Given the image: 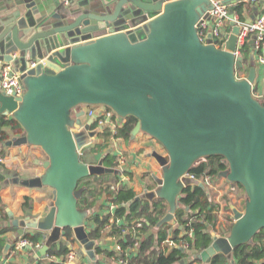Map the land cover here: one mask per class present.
Wrapping results in <instances>:
<instances>
[{
  "label": "water",
  "instance_id": "water-1",
  "mask_svg": "<svg viewBox=\"0 0 264 264\" xmlns=\"http://www.w3.org/2000/svg\"><path fill=\"white\" fill-rule=\"evenodd\" d=\"M216 1L231 10L233 30L223 33L222 46L216 38L203 41L198 32L201 18L211 20L212 0H74L51 15L32 2L0 23V79L12 63L24 83L22 96L0 91V117L11 116L22 129L6 144L38 146L48 156L41 176L15 181L55 190L46 216L13 222L50 230L48 242L35 248L37 257L45 259L50 241L72 228L96 259V242L86 229L89 212L78 207V185L90 175L120 170L105 166L103 158L96 164L81 159L108 127L92 128L95 117L83 123L86 114L77 108L86 105L110 108L120 124L135 117L131 138L143 132L165 149L152 153L162 167L161 175L153 173L157 187L135 198L168 202L160 226L176 223L182 193L199 182L191 177L193 166L207 157L224 158L227 169L220 175L242 186L247 199L243 210L233 207L229 234L213 235L212 244L195 254L200 260L210 263L217 253L253 244L264 229V89L260 98L254 95L261 84L255 51L250 64L237 54L242 27L234 21L237 6L248 0ZM254 10L253 20L261 15ZM249 43L254 50V40ZM31 61L36 67L25 72Z\"/></svg>",
  "mask_w": 264,
  "mask_h": 264
},
{
  "label": "trees",
  "instance_id": "trees-1",
  "mask_svg": "<svg viewBox=\"0 0 264 264\" xmlns=\"http://www.w3.org/2000/svg\"><path fill=\"white\" fill-rule=\"evenodd\" d=\"M244 7L243 4H240L236 8V13H238L242 21L245 19L243 14ZM225 40L224 36V42ZM251 50L253 49L249 42L242 48V53L248 57L246 60L247 64H250V55L248 53ZM242 71L239 70L238 74ZM137 121L133 116H128L122 124L117 120L115 133L112 132L111 128H106L100 135L105 141L114 135L115 137L123 138L129 143L132 141V130L136 126ZM97 126L98 121L95 120L92 128ZM6 128L11 129V132L6 130ZM21 131L20 124L11 116L0 117V156H5L7 150L6 141L10 139L11 135H17ZM101 150L100 145L94 146L89 158L87 157L85 160H90V164L98 163L99 161L95 163L94 155L101 152ZM126 156H128V153H126ZM103 162L105 166L117 168L119 159L112 155H106L103 158ZM226 169L227 163L223 157L212 156L199 161L193 166L190 174L203 182L207 177L213 179L219 178L221 172ZM130 175L133 180L137 178L135 173L131 174L130 172ZM111 176L114 178L118 177L116 173H107L104 175L93 174L82 179L78 185V190H81L78 198V207L81 210L88 211L90 214L86 220V229L89 239L96 242L95 250L97 254L102 252L98 241H100L103 230L109 225L112 217L115 221L111 223L112 230L110 234L116 237L117 242L123 248V252L114 251L109 253V256L113 255L115 259L127 258L125 251L132 249L136 255L129 258L128 264H174L182 261L188 254L186 249L181 246L182 240L189 242V249H194L196 254L206 250L212 244L213 235L211 228L217 226L220 203L214 200L212 191L207 188L208 186L206 187L202 184H196L193 188L189 186L190 188L188 187L182 193L176 209L175 220L177 227L172 225V223H164L160 226V222L169 212L168 202L159 197L153 200H136L135 198L138 196V192L130 187V185L123 186L119 190H113L111 189V184H113L111 183L112 179L109 180ZM118 178L115 182H118ZM141 179L150 188L156 186L152 174L148 171L142 173ZM4 180V175L0 173V185ZM104 195L107 197V204L108 202H114L118 205L115 214L108 212V205L105 208L106 213L102 211L104 207L98 212L95 210V206ZM227 201L229 202V199ZM225 208L229 210L231 208L230 204L225 206ZM8 219V213L0 197V235L10 229L8 226H3L4 221ZM138 223H141V225L138 226ZM232 225L233 223L226 229L227 231L222 236L229 234ZM152 229L156 231L154 233L150 232ZM169 229H173L172 238L179 242V245L173 247L171 252L165 255L161 244L166 241V231ZM185 229H192L194 233L193 237H189L188 234H183L182 236ZM42 235V232L25 233L14 242L12 248L16 249V244L20 240L27 239L32 243V246L28 248L35 249ZM63 236L68 242L60 241L53 243L47 253L59 259L62 258V261L68 258L73 244L77 239L72 228L64 229ZM194 260L198 261L200 259L195 256ZM94 262L95 264H100L97 258ZM61 263L59 261L52 262L51 264ZM37 264H46V261L44 259H38ZM209 264H264V229L255 236L253 244L240 245L234 248L230 254L217 253L212 257Z\"/></svg>",
  "mask_w": 264,
  "mask_h": 264
},
{
  "label": "crops",
  "instance_id": "crops-1",
  "mask_svg": "<svg viewBox=\"0 0 264 264\" xmlns=\"http://www.w3.org/2000/svg\"><path fill=\"white\" fill-rule=\"evenodd\" d=\"M75 1H92V0H75ZM32 2H35L37 4L36 6L42 8L41 14L43 13V14L51 15L55 12L65 11L66 8V4H64L61 0H0V23H2V21L6 19L8 16L17 13L18 10H21L23 13L26 12L27 10H29L26 8V5ZM247 3L248 4H246V6L243 9V14L245 17L244 21L253 20L255 14L254 8L255 9L257 8L259 13L261 15H264V0H258L257 2L248 1ZM232 30H233V26H231L228 22L224 26L222 32L224 34L231 33ZM261 53L264 56V50ZM255 55L257 60L258 71L260 73V82L262 84V82H264V63L259 62L258 53H255ZM16 58H18V56ZM2 62L3 59L1 55L0 67L2 65ZM241 76L244 77L245 76L244 73ZM261 84L260 86H258V88L255 89L256 91L255 94L257 96H262V90L264 89V86ZM86 116H88V118H86L85 121L82 120L83 123H86L88 119L91 118L89 117V115ZM114 121L115 123H117L116 119H114ZM107 128L110 127L108 126ZM6 130L11 132V129L9 128H6ZM103 131H105V129L102 130L97 137L99 140L97 144L89 146L82 151L81 158L82 156L85 157L83 161H87L89 163L90 160H85V159L87 157L89 158V155L91 154V150L94 148V146L100 145L102 150L98 154L94 155V160H96L95 163L98 162L100 159L104 158L106 155H112L119 159V163L117 167L120 169V173L116 174L118 175L119 178L118 177L114 178L113 176H111V178L109 179L116 181L117 178L118 180L123 177L129 178L131 181L130 187L134 188L138 192V195L142 194L146 190L155 189L157 187V184L156 186L150 188L149 185H147L141 179V175L143 172H147V171L150 172L152 176L153 173H156L157 175L162 174V167L157 162L156 158H154L152 154L150 155L146 153L148 152V150L151 152L156 150L162 154H166V151L162 147V145L158 143L154 138L143 132L138 133L137 136L134 139H132V141L129 143H127L123 138L115 137L114 135H112V137L109 140L105 141L104 138H102V136L100 135L102 134ZM112 132L115 133L116 129H112ZM141 135H146L147 138L143 141H140L139 137ZM10 138H12V135ZM138 140L140 142H138ZM6 146H7V150L4 156L5 160L0 163V173H2L5 177V180L0 185V197L2 198V203H4L5 210L7 211L9 216V219L7 221H4L3 226H8L10 227V229H8L5 233L0 235V264H37L38 259H44L36 256L38 250L36 251V249H31L28 247L17 250V249H13L12 246L14 242L17 239H19L21 236H23L25 233H36V232L43 233L42 238L39 240L38 243L46 244L48 242V238H50V234H51L50 230L45 232L40 229L32 228L30 227V225H26L25 227L15 226L13 222L14 220H26L27 218H29L31 221L34 219L39 220L41 217L46 216L49 210L53 207L54 199H55V190L50 186H41V187L27 186L20 182H16L15 179L18 177H20L21 179H31L41 176L45 172L44 163L45 161L48 160V156L44 152V150H42V148L30 144L22 145V146H14V145L8 146L6 144ZM126 153H128V156H126ZM157 169H159L161 173H158L156 171ZM130 172L131 174L132 173L136 174L137 178L135 180L132 179ZM219 178L220 179L223 178V181L228 185L227 188H225L226 186H220V187H222L224 191L226 190L228 192L227 194L230 195L229 197L226 195L225 205L219 202L221 203V205L218 213L220 211L223 212V209H226L224 206L230 204L231 207L230 210L232 211V214L229 215V221L232 224L234 222L233 207L239 210L244 209V207H242L241 204H239V202L242 201V198L238 202L236 198H234V194H235L234 191H236V189L239 187L241 188V191H243L245 196H246V192L239 185L228 183L224 179V177L219 176ZM193 186H195V184L191 185L190 187L193 188ZM227 199H229V202L227 201ZM106 206H107V197H105L104 195V197H101L100 201L95 206V210H97L98 212L100 211L101 208L104 207L102 211L106 213L105 211ZM223 222L224 219L221 216H219L217 221V226L215 228L214 227L211 228L212 235L216 234L222 236V234L219 231V228L221 226V223ZM174 226L177 227V225ZM111 230L112 229L106 227L103 230V234L100 241H98V244L101 246L102 252L100 254H97L96 250L94 249L96 258L98 259V262L100 264H117V262L114 259V256L113 255L109 256V253L117 251L114 249L117 239L114 235L110 234ZM214 230H216L217 233L214 232ZM155 231H156L155 229L150 230V232L152 233H154ZM166 235H167V239L169 240L173 239L172 238L173 229L167 230ZM60 241L63 242L67 241V239L63 236V232L59 239L56 240L54 239L50 241V246L53 243ZM8 244L10 245V247L8 250H6V246ZM161 248L164 251L165 255H168L173 247H170L166 242L165 243L163 242L161 244ZM72 249L76 250V258L74 259L72 264H95L94 260L87 255L86 252L87 248L81 243L80 240L76 239ZM186 252L188 253L186 257L183 258L182 261L176 262L174 264H209L208 262H205L203 260L195 261L194 258L196 256L195 255L196 252L194 249L191 250L186 249ZM125 254L127 259L136 255V253H134L132 249L131 250L128 249L127 251H125ZM44 260L46 261V264H51L52 262H59V261L62 262V258L59 259L54 255H48V254H46V258Z\"/></svg>",
  "mask_w": 264,
  "mask_h": 264
},
{
  "label": "built area",
  "instance_id": "built-area-1",
  "mask_svg": "<svg viewBox=\"0 0 264 264\" xmlns=\"http://www.w3.org/2000/svg\"><path fill=\"white\" fill-rule=\"evenodd\" d=\"M64 4H69L74 0H61ZM251 2H257L258 0H248ZM213 6L210 9V15L211 20L206 18H201L197 24L198 32L200 38L204 41L206 38H216V45L222 46L224 42V36H223V28L226 25V23L230 22L231 18V10L230 5L224 4L220 1L212 0ZM234 21L237 22L242 28L238 35V50L237 54L242 53V48L250 42V40H254V51L255 53H258L259 55V62L264 63V56L262 55V51L264 50V15H260L259 18H256L252 20L251 22L247 23L246 21H242L240 19V16L238 13H235ZM15 57L17 55H14ZM44 63V62H43ZM37 63L35 61L30 62V66L28 69H26L25 72L30 70L31 68L36 67ZM12 63H7L2 69V78L0 79V91L8 96L13 97H19L22 96L24 91V83L22 79V73L20 72H14ZM256 97L260 98L261 96ZM85 114L89 115V117L94 118L98 121V126L100 125H107L112 129H116L117 123H115L114 119L117 120V116L114 113L113 110L106 106H88L85 109ZM106 129V128H105ZM5 160L4 156H0V163ZM119 169V168H117ZM120 170V169H119ZM123 171V168H122ZM191 177H195L191 174ZM208 178V177H207ZM207 180V179H206ZM121 181V182H120ZM127 181L129 182V185H131V181L129 178L123 177L121 180H118L117 183L111 184V189L113 190H119L123 186L127 184ZM208 181V180H207ZM209 185H211L209 183ZM208 185V187H209ZM212 186V185H211ZM109 210L108 212H111L112 214H115V210L117 209L118 205L114 202H108ZM115 219L112 217L110 219V223L107 226V228L112 229L111 223L114 222ZM141 223H138V226H140ZM174 225H177L176 223ZM188 234L189 237H193L194 233L193 230H187L185 229L182 233ZM170 247L178 246L179 242L175 241L174 239H167L165 241ZM164 242V243H165ZM44 244L38 243L36 244L35 248L38 250L41 247H43ZM32 243L27 239H22L16 244V249H21L25 247H31ZM181 246L184 249H189L190 245L189 242L181 241ZM115 250L118 252H123V248L121 245L116 242L115 244ZM131 250V249H130ZM76 258V250L71 249V252L68 255V258L64 261H62L61 264H72L74 259ZM115 259V258H114ZM117 264H128L129 259L127 258H118L115 259Z\"/></svg>",
  "mask_w": 264,
  "mask_h": 264
},
{
  "label": "rangeland",
  "instance_id": "rangeland-1",
  "mask_svg": "<svg viewBox=\"0 0 264 264\" xmlns=\"http://www.w3.org/2000/svg\"><path fill=\"white\" fill-rule=\"evenodd\" d=\"M238 45V44H237ZM249 55H252L253 54V50H251V51H249V53H248ZM244 73V71H242V72H240L239 74H238V76H241L242 74ZM242 77V76H241ZM255 93H256V91H254V95H255ZM85 108L86 107H88L87 105L86 106H84ZM86 118H88V116H83V118H82V120L83 121H85L86 120ZM140 141H143V140H145L146 138H147V136L146 135H141L140 137ZM154 140V139H153ZM139 140H138V142H140ZM155 141V140H154ZM138 142H136V143H138ZM152 142V141H151ZM139 144H141V143H139ZM138 144V145H139ZM147 154H152L153 152H151V151H149L148 150V152H146ZM84 158L85 157H83L82 156V160H84ZM146 164V163H145ZM158 173H161V171L159 170V169H157L156 170ZM129 177V176H128ZM208 181H207V180ZM205 179V181H203V182H201V181H199L197 184H202L203 186H208L209 185V183L212 185H209V187H207L208 189L210 188V191H212V197L214 198V200H216V201H218V202H221L223 205H225V203H226V195L229 197V195L230 194H227L228 192L225 190H223L222 189V187H220V186H226L225 188H227V184L223 181V178H215V179H213V178H211V177H208V178H206ZM109 180H111V179H109ZM119 180H121V178L119 179ZM115 181L114 180H111V183H114ZM121 182V181H120ZM115 183H117V182H115ZM126 185H129V182L127 181V184ZM125 185V186H126ZM196 185V184H195ZM190 188V187H189ZM220 192V193H219ZM235 192V194H234V198H236V200L239 202V200L242 198V201L241 202H239V204H241V206L242 207H245V201H246V196L244 195V193H243V191H241V188H237L236 189V191H234ZM225 196V197H224ZM224 198V199H223ZM221 203H220V205H221ZM225 207V206H224ZM220 212H221V214H220ZM219 213H218V215L219 216H221L223 219H224V222L223 223H221V226H220V228H219V231H220V233L221 234H224V232L225 231H227L226 229H228L229 227H230V225H231V223H230V221H229V215H231L232 214V211L229 209H223V212L222 211H220ZM225 225V226H224ZM211 231H212V229H211ZM214 232H216L217 233V231L216 230H214ZM216 235V234H215ZM217 236H220V235H217Z\"/></svg>",
  "mask_w": 264,
  "mask_h": 264
},
{
  "label": "flooded vegetation",
  "instance_id": "flooded-vegetation-1",
  "mask_svg": "<svg viewBox=\"0 0 264 264\" xmlns=\"http://www.w3.org/2000/svg\"><path fill=\"white\" fill-rule=\"evenodd\" d=\"M85 107L84 106H79L78 108H77V111H84L85 112ZM81 118H83V117H81ZM118 168V167H117ZM116 168V169H117Z\"/></svg>",
  "mask_w": 264,
  "mask_h": 264
}]
</instances>
